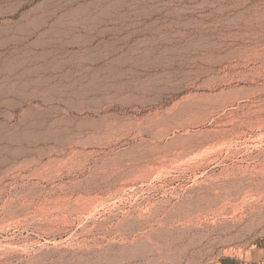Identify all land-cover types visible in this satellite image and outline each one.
Masks as SVG:
<instances>
[{"label": "rangeland", "instance_id": "1", "mask_svg": "<svg viewBox=\"0 0 264 264\" xmlns=\"http://www.w3.org/2000/svg\"><path fill=\"white\" fill-rule=\"evenodd\" d=\"M0 264H264V0H0Z\"/></svg>", "mask_w": 264, "mask_h": 264}, {"label": "bare ground", "instance_id": "2", "mask_svg": "<svg viewBox=\"0 0 264 264\" xmlns=\"http://www.w3.org/2000/svg\"><path fill=\"white\" fill-rule=\"evenodd\" d=\"M192 97V96H191ZM190 97V98H191ZM197 98H199V96L197 97ZM197 98H193L192 97V99L189 101V103L186 105V109L188 108V109H190V110H194V109H198V108H200L201 106H202V101H200L199 102V100H197ZM189 100V99H188ZM201 100H202V98H201ZM187 101V100H186ZM204 101V100H203ZM184 103V102H183ZM182 103V104H183ZM204 103V102H203ZM181 104V105H182ZM185 104L186 103H184V107H185ZM177 105V104H176ZM179 105V104H178ZM177 105V106H178ZM174 107V106H173ZM181 107V106H180ZM176 108V107H175ZM91 109V108H90ZM97 110V109H96ZM96 110H94L93 112H96L97 113V115H96V117L95 116H92V117H90V121L88 120V122H91V120L93 121V120H95V124L94 125H92L93 127H95V129H94V131L92 132V136H96V137H99V136H103V135H106V134H109V133H120V132H122L126 127H127V125L129 124H127V123H122V122H118V121H116L115 119H112V120H107V119H110V118H108L105 114L104 115H101L99 112H98V110H99V108H98V110L96 111ZM171 110H173V108L171 109ZM170 110V111H171ZM184 110V109H183ZM200 110V109H199ZM91 111V110H90ZM169 111V110H168ZM196 111V110H195ZM175 112V111H174ZM181 112V111H180ZM83 114V113H82ZM175 114V113H174ZM158 115V114H157ZM169 116V115H168ZM162 118H164V116H162ZM169 118H171L170 116H169ZM174 118V117H173ZM97 119V120H96ZM172 119V118H171ZM86 120H87V118H86ZM83 121V120H82ZM87 122V121H86ZM85 122V123H86ZM86 124H88V123H86ZM93 124V123H92ZM100 124V126L99 127H97V125H99ZM91 125V124H90ZM74 136H76V135H74ZM108 136V135H107ZM73 137V136H72ZM70 139V138H69ZM71 140V139H70ZM74 141V140H73ZM78 141V140H77ZM76 141V142H77ZM72 143V142H71Z\"/></svg>", "mask_w": 264, "mask_h": 264}]
</instances>
